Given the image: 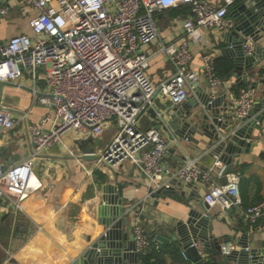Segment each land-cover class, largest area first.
<instances>
[{
  "label": "built area",
  "instance_id": "1",
  "mask_svg": "<svg viewBox=\"0 0 264 264\" xmlns=\"http://www.w3.org/2000/svg\"><path fill=\"white\" fill-rule=\"evenodd\" d=\"M235 1L18 0L33 11L29 20L32 34H16L0 42V81H12L21 87V77L29 73L33 78V101L49 107L54 119L49 128L45 122L50 116L29 126L30 140L36 145L31 156L7 168L0 166V211L22 210L23 202L43 186L34 171L36 159L52 145L63 143L68 132L78 137H97L114 127L111 143L92 167H85L88 174L101 164L113 167L129 159L153 190L174 187L180 180L186 184L208 183L204 200L209 206L238 208L250 224L257 226L264 215V200L242 207L240 172L226 174L227 167L219 158L209 169L194 159L171 168L166 162L169 144L164 132L154 126L144 129L140 121L146 109L155 104L157 95L175 106L195 92L198 74L189 67L194 59L191 41L200 42L203 29L233 28L235 22L227 14ZM181 5L191 6L183 22L186 37L146 51L144 46L159 37L156 13ZM10 9V3H0V16ZM261 41L264 46V36ZM255 44L251 37L245 40L246 55L254 52ZM159 53L168 58L174 71L155 84L147 70L152 57ZM40 67H44L42 77L38 74ZM202 70L211 88L224 82L216 73L215 55L209 51L202 55ZM40 78L44 81L42 89L38 87ZM253 96L251 87L240 90L233 103L236 117L249 113ZM15 124L13 113L0 107V126L11 129ZM224 175L227 182L217 183V178ZM133 239L139 254L157 242L139 217L133 223ZM191 246L205 257L202 241H194ZM239 248L230 241L222 243L220 250L227 255Z\"/></svg>",
  "mask_w": 264,
  "mask_h": 264
},
{
  "label": "crops",
  "instance_id": "2",
  "mask_svg": "<svg viewBox=\"0 0 264 264\" xmlns=\"http://www.w3.org/2000/svg\"><path fill=\"white\" fill-rule=\"evenodd\" d=\"M213 1L220 4L223 0ZM243 1L248 0H239L236 5L229 6L227 18L235 22L231 10ZM0 3L11 4L9 13L0 16V42L16 34H32L29 20L33 11L30 8L18 3V0H0ZM184 6L168 7L156 13L159 37L144 46L146 51L152 52L164 42L179 41L186 37L183 22L190 13L184 10ZM231 29L217 27L201 30V41H191L194 59L189 67L198 74L199 88L208 92L211 97L225 96L229 106L244 88L239 86L247 84L253 89V108L257 101L264 99L263 56L260 50V55L256 56L254 61L255 65L247 72L248 81L239 83L233 74L232 59L223 52L224 49H230L224 42V32ZM256 44H262V41L259 40ZM207 51L215 55V62L216 64L218 62L221 70L231 65V75L227 79L220 77L224 82L214 89L209 86L202 70V55ZM173 71L172 63L164 54L159 53L152 57L147 73L151 80L158 84L168 78ZM43 73L44 67L38 68L41 77ZM0 82V107H6L16 119L13 128L0 129V166L7 168L32 155L29 126L39 124L44 117L50 116L45 122V127H51L54 112L46 105L33 101L31 92L33 78L29 73H24L21 77V87L12 81ZM252 82H255V86H252ZM38 87L44 88L42 78L38 79ZM194 93L179 106L188 107L187 102ZM154 102L155 108L165 107V103L168 107L174 106L160 95H157ZM144 118L156 124L150 114H143L140 121ZM115 132L114 127L97 137L93 135L78 137L73 132H68L63 143L52 145L37 157L34 171L42 180L43 186L23 202L22 210L11 208L7 212L0 211V258L2 257L0 264H62L65 258L70 259L72 263L79 257L86 236L101 232L103 229L104 226L99 223V219L108 218L117 208L119 211L122 210L117 219L127 217V222L123 223L122 228L128 232L131 240L133 223L137 217L150 233L158 229L157 234H165L166 226H172L176 221L185 219L191 206L205 212L206 209L201 206L200 200L204 199L210 188L208 183L196 182L194 186L182 183L180 186L178 181L174 186L175 192L153 195L149 180L129 159L113 167L101 164L88 174L85 167H92L96 159H81L79 156L85 150L100 156L111 143ZM164 134L169 144L166 162L171 168L176 169L193 159L205 169L214 167L218 157L213 154L214 146H209V138L202 131H198L192 140L181 141L175 137L171 140L166 133ZM263 136L260 130L254 128L252 137L260 138V142L256 140L250 152H242L233 161L234 168L248 164L240 180L243 208L264 200V159L259 156L264 150V139H261ZM222 177L217 178V183L223 184ZM118 194L122 202H119ZM103 205L106 207L105 210L99 212ZM206 212L212 216L213 236L221 238L227 235L231 242L239 246V242L243 240L249 243L250 247H264V215L260 218L261 222L253 226L238 208L230 211L216 204L208 206ZM18 226L20 229H17ZM220 242L222 244L223 241ZM168 244L177 245L183 251L182 246L176 242ZM157 247L161 249L158 244ZM209 254L220 256L222 264H235L226 261L220 253L205 248V256ZM136 264H140V254ZM159 264L195 262L184 256L176 259L170 253H166L162 255Z\"/></svg>",
  "mask_w": 264,
  "mask_h": 264
},
{
  "label": "water",
  "instance_id": "3",
  "mask_svg": "<svg viewBox=\"0 0 264 264\" xmlns=\"http://www.w3.org/2000/svg\"><path fill=\"white\" fill-rule=\"evenodd\" d=\"M231 15L235 19V26L224 32V42L230 46V49H224L234 63V76L238 78L239 83L247 82V72L253 68L256 56L264 54V46L256 44V51L251 55H246L243 49V43L248 37L255 42L261 40L264 36V0H248L240 2L231 10ZM264 82V78H262ZM1 85V82H0ZM255 86V82H252ZM197 95V97H196ZM185 105H175L168 107L155 108L150 106L146 112L156 122L155 128L162 130L169 139L192 140L198 131H202L209 138V146L213 147V154L226 165L225 173L235 171L233 161L242 152H250L257 140L253 138L252 132L256 128L264 135V99L257 101L246 116L238 118L234 113V104L228 105L225 96L211 97L198 85H195V93L192 94ZM196 109V110H195ZM0 129L2 127L0 126ZM92 138V137H91ZM264 139V136L261 138ZM92 140V139H91ZM30 146H36L31 141ZM264 159V150L259 153ZM81 159L99 158L94 152H85L80 155ZM4 168V167H2ZM222 182H227V176L222 177ZM182 180L179 185L182 186ZM195 183H188L194 186ZM153 195L168 194L175 192V187H161L157 190L150 188ZM183 193V190H182ZM118 194L119 202L122 198ZM200 204L207 210L208 204L204 199ZM105 205V204H104ZM99 208V212L106 207ZM199 211L190 207L185 219H180L172 226H166L165 234L158 233L155 238L157 244L162 249L170 242H176L182 246L188 258L195 264H204L203 256L195 246H191L194 241L200 240L205 248L215 253H221V242H230L229 236L224 235L215 237L212 235L213 221L208 212ZM228 210L232 211L233 208ZM122 210L117 208L108 218H100L99 223L104 227L101 232L86 236L82 243L80 254L72 263L65 258L62 264H88L96 261V264H136L139 253L136 252L135 241L129 238L128 232L124 231L123 223L127 222V217L117 219ZM100 216H103L100 214ZM106 216V214H105ZM117 219V220H116ZM17 229H20L18 226ZM240 248L227 255H223L226 261L235 264H264V247H250L249 243L241 240ZM246 247H249L246 249Z\"/></svg>",
  "mask_w": 264,
  "mask_h": 264
},
{
  "label": "trees",
  "instance_id": "4",
  "mask_svg": "<svg viewBox=\"0 0 264 264\" xmlns=\"http://www.w3.org/2000/svg\"><path fill=\"white\" fill-rule=\"evenodd\" d=\"M238 1L239 0H236L233 5H236L238 3ZM184 10L190 13L191 12L190 11L191 6L185 5ZM215 70H216L217 75L219 77H222L223 79H227L231 75V65L228 66L226 69L224 68L223 70H221V68L218 67V62H217V64L215 62ZM239 87H248V85L244 84V85L239 86ZM247 166H248V164L245 163V164H242L240 166L235 167V170L242 174ZM260 220L261 219L259 218L257 225L259 224V222H261ZM147 232L149 233V235L151 237H155L157 232H158V229H156L155 231H153L151 233L148 230H147ZM166 253H170L176 259H181V258H183V256L186 259H188L187 255L186 256L184 255V250L181 251V249L177 245L167 244L163 249H159L157 247V243L153 242L146 252L140 253V264H159L162 255H164ZM1 259H2V257L0 258V260ZM203 259H204V264H222L220 256H214L212 254H209L208 256H205Z\"/></svg>",
  "mask_w": 264,
  "mask_h": 264
},
{
  "label": "rangeland",
  "instance_id": "5",
  "mask_svg": "<svg viewBox=\"0 0 264 264\" xmlns=\"http://www.w3.org/2000/svg\"><path fill=\"white\" fill-rule=\"evenodd\" d=\"M141 125H142V127L144 128V129H147V128H149V127H151L152 125H155L154 124V122L152 121V120H148V119H143L142 121H141ZM3 241L5 242V240L3 239Z\"/></svg>",
  "mask_w": 264,
  "mask_h": 264
}]
</instances>
